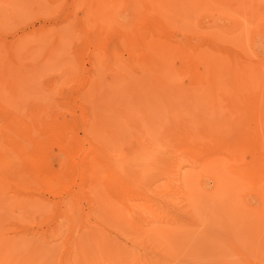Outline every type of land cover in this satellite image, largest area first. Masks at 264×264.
Returning <instances> with one entry per match:
<instances>
[{"label":"rangeland","instance_id":"rangeland-1","mask_svg":"<svg viewBox=\"0 0 264 264\" xmlns=\"http://www.w3.org/2000/svg\"><path fill=\"white\" fill-rule=\"evenodd\" d=\"M142 1L147 0H0V264H264V226L255 212L261 201L254 191L245 185L240 189L237 185L236 191L229 184V190L217 192L208 175L198 176L190 166L180 165L178 147H159V141L154 142L155 147L165 148L155 157L159 167L138 186L131 155L147 143L143 145L145 141L139 140L132 121L122 122L126 128L123 141H110L97 125L92 131L85 128V118L89 120L98 105L102 107H97L99 115L108 113L105 108L100 114L105 100L111 107L117 106V111H132L137 116L149 109V114L157 117L154 109L160 105L166 112H182L184 119L173 122L168 118L163 125L173 137L176 132L184 133L181 124L191 115L197 118L210 111H227L232 129L240 119L221 99L190 87L193 81L184 73L182 50L178 47H194L197 56L230 55L255 62L264 55V45L261 42L251 46L249 36H241L243 24L238 28L236 23L241 16L232 14L227 5L214 2L217 5L211 6L214 10L209 17L201 20L190 9L196 17L187 19L184 14L191 13L181 8L173 10L171 16L167 14L168 25L158 11L152 10L149 0L147 4ZM151 16L153 20L159 16L156 20L160 19V23ZM130 38H134L131 44L135 47L127 43ZM149 40L165 41L169 46L162 53L165 60L163 57L161 67L146 64L142 50L137 49ZM163 80L174 88L161 93L158 99L159 92L154 90ZM138 83L151 88V95L144 93L145 110L131 92ZM148 96H154L152 99L158 103ZM112 99H119L116 105ZM245 104L239 107L243 110ZM2 108L25 117H40L28 125L36 144L6 130L9 117L1 116L5 113ZM162 116L155 119L161 121ZM142 119L144 129L149 130ZM160 121H156L158 126ZM97 142L100 160L123 168L128 175L132 185L129 195L118 191L115 194L103 182L92 188L89 180H81L84 169L80 165L91 156L86 150L93 149ZM11 143L25 146L55 167L64 166L63 184L49 189L37 183L31 164L15 160V156L10 158ZM60 146L73 152V156H65L64 150H58ZM82 147L85 152L76 154ZM241 157L245 163L252 160L249 152ZM178 163L182 166L180 173L176 171ZM179 174H184L188 183L196 177L201 179V186L193 187L199 207L188 200L187 187ZM79 191L83 196L80 194L74 203L72 194ZM221 200L226 207L217 205ZM125 205L131 210L139 208L142 213L152 208L151 215L130 216ZM87 227L98 243L86 241L84 255L71 260L77 235L84 234ZM166 232H172L175 238L164 241L162 234Z\"/></svg>","mask_w":264,"mask_h":264},{"label":"bare ground","instance_id":"bare-ground-1","mask_svg":"<svg viewBox=\"0 0 264 264\" xmlns=\"http://www.w3.org/2000/svg\"><path fill=\"white\" fill-rule=\"evenodd\" d=\"M147 1H142V2L147 4ZM149 1L152 10L155 9L156 11H158L159 15L162 18H164V22L168 25L170 21L167 18L168 17L167 14L171 16L173 10H178V9L181 10V8H183L185 12L191 13V14L188 13V15L185 13L184 15H186V18L187 19L193 18V20L196 16L192 15L193 14L192 12H196L197 15L198 14L200 15V17L197 18H200L202 20V18H206L207 16L209 17V14L213 12L214 9L211 6L215 4L214 2H216L217 4L223 3L228 7H230V9L232 10V14L241 16V20L236 22L238 23V28L240 27V24H243V30H240L241 36L242 37L244 35H246L247 37L249 36L250 39L249 44L251 46L252 43L257 44L261 42L264 45V0H201L200 3L199 0H149ZM195 4L196 6H194ZM199 6L200 9L197 10ZM190 9H193V11L191 12ZM153 13L154 15L156 14L155 11ZM143 14L145 13L143 12ZM222 14L223 13L220 10L219 16H222ZM149 16L150 15H148L147 18H150ZM151 18L153 20V16H151ZM156 18L153 21H157V22L159 21L160 23V19L156 20ZM233 19L235 18L233 17ZM162 27H165L164 24H162ZM153 28L155 31V27ZM157 32L158 30L156 31V33ZM131 38L127 43L129 44L130 47H135L133 43L131 44V40H133L134 38L133 39ZM145 39L147 38L145 37ZM249 44H247L246 46L249 47L250 46ZM184 46L185 44L183 45V47ZM167 47L169 46L165 41L162 42V41L149 40L137 46V49L142 50L141 56L146 64L148 65L156 64L157 66L161 67L163 65L162 58L164 57L165 60V55H162V53L166 51L165 49ZM183 47L181 46L178 48L182 50L180 58L182 60V67L184 69V73L188 75L193 81L190 87H192V89H195L196 91L199 92H204V93L210 92L215 98H219L225 104H227L229 110H232V112H234L233 114H237L238 116H240L239 121L235 125V129L231 128L230 124H233L230 122L231 120H227L229 117V113L227 114V111L225 112L221 111L218 113H216L215 111H210V112H206L203 115H199V117L195 115L197 118L191 117L192 115L190 116V118L187 116L188 120H186L187 119L186 117L185 124H181L184 133L179 135L176 132L175 136L173 137L170 134L171 133L170 130H168L169 128L168 129L164 128V126H166L165 122L168 118L171 119L173 122H176V120L178 119L179 121L182 120L181 119L183 118V114H181L182 112L179 113L172 109H169L166 112L164 107H161V105L158 104L160 106L157 107V109H154V111H156L154 114H156V116L157 114L158 116L160 115L159 117L163 115L161 121L158 119L160 121L158 126L157 122L159 121L155 118H159V117L158 116L155 117L154 115L152 116L151 113L149 114L150 112V111L148 112L149 109L146 110L149 116H147L146 112L143 111L145 110L144 108L145 104H147L145 102L143 104L142 102L145 100L144 93L148 91V93L150 94L151 88L147 89L145 86H143V84H139V83L133 86L131 92L132 94L133 92L135 93L134 95H136L137 100L141 104L140 107L143 110L141 109L140 111H143L144 113L142 112L141 114H138L139 110L135 111V113L137 112L136 114L141 116L134 115L133 114L134 112L132 111L131 113L130 111L128 113L127 111H125L126 110L125 108H124L125 109L124 112L127 113L117 111L118 109V108L116 109L117 106L113 108L108 103L109 100L108 101L105 100L104 104H102L104 108L100 114H102V112L106 108V111L108 110L107 112L110 115L112 113V115L111 116L109 115L110 117L108 115L105 116L106 112L105 113L103 112L104 113L102 114L104 115L103 117L104 118L107 117V119L106 118L104 119L101 115H99L98 109L99 108L102 109V107H100L101 106L100 104V106L98 105L99 107L97 106L98 109L96 107L95 112H92L93 115H90L89 120L88 118H85L86 120V122L84 123L85 128L87 126L88 131H92L94 125H97V127L99 128L98 130L102 131L103 134H107L110 137L111 139L110 141L113 140L123 141L125 140V136H126V128L123 126L122 122L126 123V121H132L131 125L135 126L137 128V131L139 132V136H140L139 140L145 141L143 145L147 143L145 146H143V148L142 147L140 149L138 148L139 150L134 151L131 155L133 157V160L136 161V162L133 161V166H134L133 168H135L136 171L135 169L134 171L137 172V179L135 182L138 183V186H140L139 184H144L147 181L148 175L156 170L158 165H156L155 157L159 152V150L165 149V148L160 149L159 147L164 146L165 144H167L168 147L175 146L176 148L178 147L177 149L180 155V158L179 157L178 158L181 161L180 165L182 166L188 165V167L190 166V169L198 171L197 173L198 176L204 174L208 175V177L214 182L215 189H217V192L219 193L226 192L227 190L230 189L229 184L234 185L236 191L238 188L237 185H239V189L242 187V185H245L250 190L254 191L257 198H259V200L261 201L260 206L256 208L255 212L258 215V217L261 218L262 224L264 226V55H262L260 59L258 58V60L253 62L251 60H248L249 58L242 60V59L229 57L230 55L226 56V55L214 54L213 56H206L205 53H203L201 54V56L199 55L197 56L196 48L193 47L191 48L192 50L191 49L188 50L189 48L188 46L184 47V49ZM263 48L264 47H262V51ZM173 88L174 86L171 82H165L163 80L160 81L159 84H157V89H155L154 91L159 92V96H160L161 93L167 91L168 92L173 91ZM157 95L155 94L156 96L155 98L158 97ZM149 96L148 99H152V97H154L152 96L150 98ZM173 97H177V95H174ZM108 98H110V96ZM159 98L161 99V96L158 97V99ZM105 99H107V97ZM154 99H152V101ZM155 100L154 103L156 104L158 100L156 102ZM111 101L113 103L114 99H112ZM146 101L148 102L149 100H147L146 98ZM116 102H114L113 104L116 105ZM240 103L241 104L246 103L245 104L246 106L244 105L245 107H243L244 108L243 110L239 107ZM142 104L144 105V107L142 106ZM148 104H153V102ZM187 104L189 103L187 102ZM188 106L190 107V105ZM191 106L194 107L195 104L193 105V103H191ZM160 109L161 111L158 112V110ZM3 110L5 113L1 116H4L6 114L9 117V120L7 121L8 123L5 124L6 130H10L14 133L23 135V137L26 136V139L29 138L30 141L33 142L32 144H36L37 141L31 136L30 128L28 125L29 123H35L39 121L40 117L38 115L33 117L32 116L25 117L24 115L13 113L11 111L6 112L7 108ZM96 110H98V112H96ZM189 112H191V110H189ZM166 113H168V115H166ZM142 114L144 115L142 116ZM113 115L117 118V120ZM110 118H112L111 120H115L117 124L114 121L110 122L111 120H108ZM141 118H143L142 120H144V123H146V125L149 127V130H151L150 132L148 129L147 131L146 129H144V127L146 126L142 124L143 121H141ZM25 119H27V121L24 122ZM118 119L121 123L118 121ZM30 120L32 121L30 122ZM172 121L170 122V124L172 123ZM155 141H159V145H158L159 147H155L154 144ZM98 145L99 144L97 142L94 145L93 149L91 148L86 150L87 152L91 153V156L90 158L87 159L85 158L83 162L81 161L82 165H80V167L82 166V168L84 169V173L82 172L83 177H81V180L83 179V183L84 181L89 180L92 188L98 186L99 183L103 182L104 186L111 188L112 191H115V194L116 191H118L121 192V194L129 195L132 185L130 186V183L128 181L129 179L127 177L128 175L125 174V172L122 170L123 168L120 169L119 166H118L119 168L109 166L106 164V162L101 161L100 160L101 155L99 153L100 149ZM81 149L82 150L77 151L76 154L78 153L83 154L85 152V149H83V147ZM10 150L13 151L11 154L12 157L10 158L14 159L15 156V160H19L22 163L24 162L26 164H31L33 166L34 179L37 181V183L40 182L41 184H43V186L49 189H54L55 187H58L59 185L63 184L64 181L63 179L65 175L64 166H59L58 164H56L55 167V165H53L51 161L45 160L44 158L40 159L38 156H35V154L30 153V151L27 150L26 147L23 145L18 146L15 143H11ZM58 150H62V151L64 150V155L67 157L73 156L72 154L73 152L69 151V149L65 148L64 146H60V149L58 148ZM244 152L245 153L249 152L252 155V160L249 163H245L241 157V155L244 154ZM131 156L129 160L132 159ZM166 157L164 158L165 159L164 161H166ZM13 161L14 160H8L7 162H13ZM40 162L42 163L40 164ZM40 165H43V168H41ZM177 165H178L177 167L178 170L176 169V171L180 173L179 170L182 168V166H179V163ZM83 169L81 170L80 168L81 171H83ZM17 174L20 175V172L18 171ZM179 179L182 180L184 186L187 187L186 193L188 200L193 202L194 206L199 207L200 200H198V197H196L195 190L193 189V187L199 188L201 186V182H200L201 179L199 177H196V180L193 181L194 183L191 182L193 184L187 182V179L184 174L183 176L179 174ZM80 194H81L80 191L73 193L72 194L73 198L71 200H73V202L75 203V200L76 201L78 200ZM118 194L120 196V193ZM118 194L116 195V197L118 196ZM81 196H83V193L81 194ZM221 201H219L217 205L219 206L223 205L222 207H226V203L223 204L224 200ZM122 203L125 204L123 200ZM124 207L127 210L128 215L130 216L134 215L137 218H140L141 216L151 215V211H152L151 210L152 208H148V209H143V213H142L140 212L139 208L137 209L133 208L136 210L133 209L131 210L130 208H127L126 205ZM64 218H67L66 213L64 215ZM71 224L73 223L71 222ZM162 235H163L162 236L163 240L166 242L170 241L172 237H174L173 236L174 234L172 232L170 233L166 232L163 233ZM86 241H89L91 243H98L97 237L93 236V231L89 227H87L84 234H81L80 232L78 233L77 238L74 242V249L72 251L73 254L70 256L71 260H74L76 256L79 254L81 256L84 255L82 249ZM262 243L264 244V239H262ZM99 248L101 249V247Z\"/></svg>","mask_w":264,"mask_h":264}]
</instances>
